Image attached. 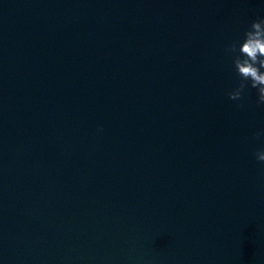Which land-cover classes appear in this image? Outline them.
I'll use <instances>...</instances> for the list:
<instances>
[{"label":"water","instance_id":"water-1","mask_svg":"<svg viewBox=\"0 0 264 264\" xmlns=\"http://www.w3.org/2000/svg\"><path fill=\"white\" fill-rule=\"evenodd\" d=\"M0 264H85L40 107L1 10Z\"/></svg>","mask_w":264,"mask_h":264},{"label":"clouds","instance_id":"clouds-1","mask_svg":"<svg viewBox=\"0 0 264 264\" xmlns=\"http://www.w3.org/2000/svg\"><path fill=\"white\" fill-rule=\"evenodd\" d=\"M226 52L232 55V64L239 78L237 86L227 93L228 99L241 101L246 90L251 88L257 92V105L264 106V17L253 20L243 39L229 43ZM261 136L264 131L256 133L254 138ZM254 155L264 165V149L257 150ZM261 173L264 175V167Z\"/></svg>","mask_w":264,"mask_h":264}]
</instances>
